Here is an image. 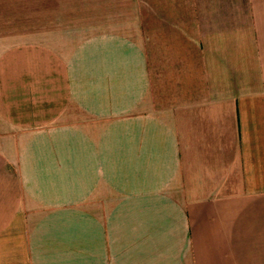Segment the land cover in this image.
Listing matches in <instances>:
<instances>
[{"label":"crops","instance_id":"0c3cea01","mask_svg":"<svg viewBox=\"0 0 264 264\" xmlns=\"http://www.w3.org/2000/svg\"><path fill=\"white\" fill-rule=\"evenodd\" d=\"M0 264H264V0H0Z\"/></svg>","mask_w":264,"mask_h":264}]
</instances>
